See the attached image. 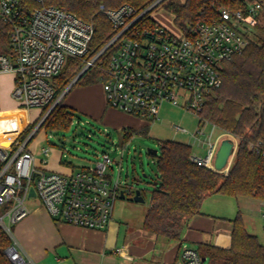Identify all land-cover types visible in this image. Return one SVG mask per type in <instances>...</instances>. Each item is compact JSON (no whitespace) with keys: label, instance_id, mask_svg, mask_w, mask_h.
Instances as JSON below:
<instances>
[{"label":"built area","instance_id":"2783aa9c","mask_svg":"<svg viewBox=\"0 0 264 264\" xmlns=\"http://www.w3.org/2000/svg\"><path fill=\"white\" fill-rule=\"evenodd\" d=\"M27 1L0 0V18L12 28V54H0V75H14L13 98L27 109L49 107L45 115L61 100H55L54 77L69 58L81 60L82 70L102 68L101 57L113 48L102 82L108 106L152 122L159 118L162 105L170 103L205 122L201 112L208 96L222 85L223 64L250 46L264 17L262 0H209L207 9L186 30L176 26L172 31L151 16L149 21L144 19L163 0L140 13L129 4L117 9L102 6L115 35L88 58L94 24L44 0H31L37 4L33 8ZM39 124L25 140L0 145V227L13 240L12 226L30 214L28 202L37 197L58 221L106 229L113 220L116 200L122 193H133L121 179L122 162L117 178L115 161L108 152L95 165L68 175L37 167L28 145ZM174 128L188 132L180 125ZM195 134L199 140L205 135L201 124ZM217 149L218 141H208L206 155L192 154L191 160L215 170ZM49 151L43 149L46 155ZM32 188L35 196L30 195ZM5 252L13 264L26 263L14 242ZM181 264L204 261L196 248L184 246Z\"/></svg>","mask_w":264,"mask_h":264},{"label":"trees","instance_id":"16d2710c","mask_svg":"<svg viewBox=\"0 0 264 264\" xmlns=\"http://www.w3.org/2000/svg\"><path fill=\"white\" fill-rule=\"evenodd\" d=\"M155 1L44 0L47 5L65 9L83 21L94 24L95 34L88 58L101 51L115 35L111 22L101 10L102 6L117 9L129 4L140 13ZM27 2L32 8L37 6L31 0ZM262 2L264 4V0ZM208 5L209 0H163L159 4L173 15L175 24L183 30ZM149 17L146 15L144 19L149 21ZM11 30V26L0 18V54H12ZM112 52L113 48H110L101 57L102 68L91 67L73 87L102 83L107 77L105 69ZM82 66L81 60H67L54 77L55 100L66 90L75 78L74 73L80 71ZM221 76V87L208 96L201 115L238 140L233 163L227 173H220L194 163L191 160L193 147L189 143L163 141L161 156L156 162L155 182L158 184L152 192L150 207L143 220V230L157 238L179 241L188 221L199 215L204 201L215 194L236 199L253 198L264 203V22L258 26L256 39L250 46L241 55L223 64ZM48 108L23 131L19 140H25L32 133ZM75 116V110L65 106L62 98L37 132L43 128L46 132L66 131L72 126ZM123 132L122 138L126 143L138 133L131 128ZM141 132L145 133L146 129ZM61 162L71 165L63 160ZM12 243V238L0 227V264H13L5 252ZM197 250L202 258L209 259L210 264H264V243L256 234L248 231L241 212L233 219L230 247L205 243L200 244Z\"/></svg>","mask_w":264,"mask_h":264},{"label":"crops","instance_id":"0c3cea01","mask_svg":"<svg viewBox=\"0 0 264 264\" xmlns=\"http://www.w3.org/2000/svg\"><path fill=\"white\" fill-rule=\"evenodd\" d=\"M3 79L8 82L11 94L14 75L1 74L0 82ZM75 88L72 86L63 97L65 106L89 114L106 129L116 130L122 136L123 131L133 125L134 119L130 115L108 106L102 83ZM42 111L27 109L17 101L11 107H0V145L11 146L29 125L40 118ZM214 128L220 133L209 141H218L219 147L224 138H231L238 146V140L233 135L217 126ZM206 152L207 147L204 155ZM193 154L204 156L194 150ZM53 158L54 162L50 164L44 159L38 162L35 157V164L47 171L67 175L81 168L63 164L57 154ZM239 212L248 231L264 243V203L253 198L236 199L221 194L212 195L204 201L201 213L188 221L181 239L176 242L145 232L143 223L140 229H132L127 218L123 222L117 221L114 213L106 229L71 225L53 218L40 201L32 204L30 214L15 225L13 242L25 264H181L184 246L197 249L200 244L209 243L222 248L230 247L233 219ZM119 248L122 253L117 252Z\"/></svg>","mask_w":264,"mask_h":264},{"label":"rangeland","instance_id":"374dc122","mask_svg":"<svg viewBox=\"0 0 264 264\" xmlns=\"http://www.w3.org/2000/svg\"><path fill=\"white\" fill-rule=\"evenodd\" d=\"M149 16L172 31L176 29L177 25L174 22L173 15L163 6L155 8L149 13ZM262 22H264V17ZM254 32L256 33V30ZM97 68L100 69V67ZM81 70L74 73L75 77ZM80 87L76 86L77 89ZM13 103H16V100L13 98L12 93L10 94L8 82L3 79L0 82V107H11ZM75 112L74 122L68 130L63 132L48 130L46 132L43 128L29 142L28 150L34 154L38 162H42L44 159L51 164L54 162V155L57 154L61 156L63 161L71 163L72 166L77 168L95 165L101 159L103 152H108L115 161L114 177L116 178L119 176V164L122 162L121 179L129 186H133V183H139L144 199L143 202H137L132 200L134 194H127L125 198L119 197L115 202V219L123 222L127 218L126 220H129L132 229H140L145 214L150 207L157 174L156 162L158 157L161 156L162 142L166 140L186 142L192 145L194 152L204 155L208 141L214 140L220 133V130L214 128L211 123L207 121L200 122V118L193 112L180 106L164 103L159 118L152 122L130 115L134 122L129 127L138 133L133 135L127 144L122 135L118 134L116 130L106 129L104 124L85 112L77 110ZM200 124L201 129L205 131V135L201 136L199 140L194 134L199 129ZM174 125H180L188 132L177 131ZM142 129H146V132L139 133ZM213 130L215 132L209 139ZM44 148L50 149L47 155L43 152ZM122 149H124L123 154L120 152ZM149 149L157 150V155L150 153ZM133 189L135 190V187ZM38 201L40 200L37 197L29 200L30 210L32 204ZM14 227L15 225L12 226L13 233L15 231ZM204 264H210L209 259L204 261Z\"/></svg>","mask_w":264,"mask_h":264},{"label":"water","instance_id":"95a60500","mask_svg":"<svg viewBox=\"0 0 264 264\" xmlns=\"http://www.w3.org/2000/svg\"><path fill=\"white\" fill-rule=\"evenodd\" d=\"M86 72V69H83L74 79L73 81L69 84V86L66 88V90L62 93V95L60 96V99H62L65 94L68 92V90H70V88L77 82V80ZM52 111V110H51ZM51 112H49L50 114ZM45 115L41 120H40V124L39 127H41V125L43 124V122L45 121V119L48 117V115ZM237 150V145L234 142L233 139L231 138H226L224 139L221 144L219 145L217 152H216V156H215V160H214V168L215 171L220 172V173H225L227 170L230 169L233 157L235 156ZM149 152L152 154H157V150H152L149 149ZM158 182H154V185H157ZM135 187V190L133 189ZM133 189V193L134 196L132 197V200L137 201V202H143L144 199L142 197V189L139 188V183H133L132 186ZM30 195L35 196V190L34 188L31 189L30 191ZM122 198H125L126 195L125 194H121ZM206 258H203V261H205Z\"/></svg>","mask_w":264,"mask_h":264},{"label":"flooded vegetation","instance_id":"af4514ba","mask_svg":"<svg viewBox=\"0 0 264 264\" xmlns=\"http://www.w3.org/2000/svg\"><path fill=\"white\" fill-rule=\"evenodd\" d=\"M131 187H132V185H131ZM134 193H132V195H133Z\"/></svg>","mask_w":264,"mask_h":264}]
</instances>
